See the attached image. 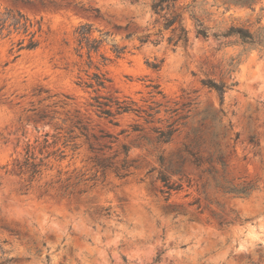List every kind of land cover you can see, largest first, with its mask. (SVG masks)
<instances>
[{"label": "rangeland", "instance_id": "obj_1", "mask_svg": "<svg viewBox=\"0 0 264 264\" xmlns=\"http://www.w3.org/2000/svg\"><path fill=\"white\" fill-rule=\"evenodd\" d=\"M153 1L0 0V10H19L42 25L38 47L21 51L15 59V48L10 49L20 36L0 37V167L8 165L9 171L0 169V264L6 259L9 264H264V51L224 43L232 38L196 36L194 21L182 10L192 0L175 4L188 30L187 45L172 47L166 42L167 32L158 44H140L137 36L154 33L160 26L151 10ZM225 7L222 0H196L194 16L209 33L240 25L249 16L246 8ZM84 22L95 28L93 36H99L97 30L109 32L118 46H126L117 59L109 45L101 47L110 58L103 67L110 81L101 94L128 98L143 109L160 104L153 123L123 113L115 116L114 124L89 106L93 94L76 84L86 79V58L76 55L74 34ZM147 63H158L159 68L151 69ZM202 79L222 83V99L202 85ZM151 85H158L164 97L151 98ZM173 109L178 110L170 112ZM184 114L188 117L181 133L170 143L156 142L151 128H163L166 120ZM52 115L51 125L71 127V134L78 135L75 150L66 149L65 159L54 163L52 174L60 169L84 173L85 178L94 175L88 142L74 127L77 120L89 135L101 130L116 137L105 156L117 152L119 160L124 144L138 168H131L124 178L98 173L82 186L87 192L70 199L42 194L37 184L26 190V182L10 170L27 144L35 146L45 133H53L46 124ZM134 125L139 130H133ZM195 128L225 129L222 145L229 177L256 185L245 199L214 195L207 187L206 194L219 202L210 208L225 219L222 225L210 211L197 214L187 206L195 198L206 203L196 185L184 184L182 191L171 195L169 203L183 205V210L167 209L156 191L158 156L171 155L185 141V133ZM235 133L239 138L233 143ZM251 134L255 145L248 141ZM104 207L110 208V215L98 211Z\"/></svg>", "mask_w": 264, "mask_h": 264}, {"label": "trees", "instance_id": "obj_2", "mask_svg": "<svg viewBox=\"0 0 264 264\" xmlns=\"http://www.w3.org/2000/svg\"><path fill=\"white\" fill-rule=\"evenodd\" d=\"M177 0H156L151 4L152 12L157 16L156 22H160L159 28L154 33H145L137 36L140 44L152 43L158 44L163 38L164 33H168L166 42L175 47L178 44L183 46L189 42L188 30L182 23L181 13L175 9ZM196 0H192L190 4L183 7L182 10L188 12L189 17L194 21L196 36L203 38L212 35L215 38H223L224 43H240L243 45L254 46L264 51V4L262 0H222V4L226 5L225 10H228L230 5L249 10V16L244 23L240 25H230L226 30L221 32L209 33V28L204 22L194 16L193 8ZM259 7L257 8V6ZM252 16L254 20L251 21ZM42 31L40 20L33 22L27 15L19 10L12 8H4L0 10V37L10 38L11 36H20L16 40L10 51H13L14 59L19 56L23 50L31 51L38 47L39 37ZM95 28L91 23H80L74 30L76 41V55L82 58L85 55L84 69L86 79L76 82L78 86L91 91L93 96L89 106L92 107L98 116L108 118L110 122L116 124L114 118L116 115L123 113H134L137 117L143 119L145 124H151L154 121V116L159 112L155 107L143 109L137 107L136 103L128 98L121 99L114 94H101L105 90L109 78L103 67L110 61L105 53L100 52L104 45H109V51L114 59L120 58L126 46H118L113 39H110L109 32H99V36H93ZM132 34H128L126 38H130ZM152 36H155L152 39ZM98 56L99 60L94 61L93 56ZM151 69H158V63H147ZM89 70L91 72L89 73ZM201 84L205 87L214 90L222 99L225 86L212 79H202ZM152 90L149 92L151 98L156 95L163 94L158 89V85H151ZM178 109H173L170 112H176ZM188 115H179L172 121L166 120L163 128L152 127L151 131L155 133V140L158 143H170L174 134H180L185 126L184 121ZM41 120L46 118V115H39ZM206 117H203L204 120ZM55 119L54 115L48 117L46 124L53 127V133H45L40 142L35 146L27 144L24 148V153L19 159H15L13 168L10 172L15 171L23 181H25V189L37 184V187L42 190L45 195H60L70 199L71 197H80L87 192L86 184L95 180L97 174L105 176L107 172L113 173L117 178H124L129 175L131 168H138L135 160L129 159V149L126 145H121L122 158L115 160L117 152L112 155L103 153L104 150H111L116 142V137L110 133L99 131V135L88 134L87 128L80 120L75 122L74 127L79 129V135L84 136L88 142V150L92 156L88 158L91 169H94L93 177L85 178L84 173L71 171L62 172L57 169L54 174L53 165L55 162H60L66 157V149L74 151L76 146L73 140L78 135H72L73 128L64 130L57 124L51 125V121ZM160 121V120H158ZM65 120H61V124H65ZM133 130H139L138 125L133 126ZM226 136V130L212 129L209 131H201L200 129H192L185 133V141L168 157L162 154L158 156L159 170L156 179L160 186L156 190L162 200L167 204L166 208L170 210H183V205H173L169 203L171 195L182 191L184 184L190 188L196 185L198 192L204 195L205 205L203 206L199 198H195L187 203V206L193 207L197 214H203L204 210L210 211L215 216L219 225L225 224L226 221L222 216L217 215L210 208L211 204L219 205L215 198H210L206 194L207 187H211L214 195L220 193L224 196L232 198L245 199L249 197L251 192L256 188L255 183L251 181H236L230 178L227 171L226 154L223 150L222 141ZM93 139L95 143L90 142ZM239 134L235 133L232 142H236ZM248 141L251 144H257L254 134L248 136ZM36 142V141H35ZM227 146V145H226ZM8 165L1 166L0 169L7 170ZM75 172V173H74ZM194 181V183H193ZM200 181V182H199ZM189 194H185L187 197ZM99 212L104 215H110L109 207L98 208ZM10 260H4V264H9Z\"/></svg>", "mask_w": 264, "mask_h": 264}, {"label": "bare ground", "instance_id": "obj_3", "mask_svg": "<svg viewBox=\"0 0 264 264\" xmlns=\"http://www.w3.org/2000/svg\"><path fill=\"white\" fill-rule=\"evenodd\" d=\"M249 230H250V229H249ZM256 230H257V229H256ZM262 230H263V229H262ZM262 230H261V231H262ZM250 231H251V232H250ZM250 231H248V232H250V233H252V232H253L252 230H250ZM254 231H255V230H254Z\"/></svg>", "mask_w": 264, "mask_h": 264}]
</instances>
